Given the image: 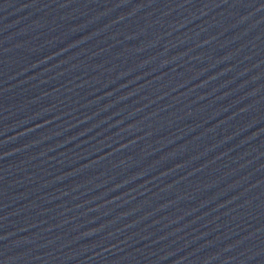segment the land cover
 <instances>
[{"label":"water","instance_id":"1","mask_svg":"<svg viewBox=\"0 0 264 264\" xmlns=\"http://www.w3.org/2000/svg\"><path fill=\"white\" fill-rule=\"evenodd\" d=\"M0 264H264V0H0Z\"/></svg>","mask_w":264,"mask_h":264}]
</instances>
